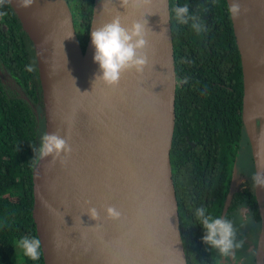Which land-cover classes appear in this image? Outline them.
<instances>
[{"label": "water", "instance_id": "obj_1", "mask_svg": "<svg viewBox=\"0 0 264 264\" xmlns=\"http://www.w3.org/2000/svg\"><path fill=\"white\" fill-rule=\"evenodd\" d=\"M50 2L53 31L37 41L11 4L33 42L44 134L58 132L72 148L63 160L46 157L58 182L57 208L44 199L37 186L35 169L41 158L33 170L32 217L42 242L44 264H187L170 164L176 75L169 0H152L148 6H136L130 0L124 7L121 0H93L84 50L68 0ZM226 2L229 7L232 0ZM239 2L241 9L264 5V0ZM116 16L125 27L145 16L152 31L143 74L125 71L119 84L111 87L100 79L95 81L102 73L94 62L91 32ZM75 48L82 58L77 87L70 113L62 115L54 76L59 58L71 59ZM241 61L243 71L242 54ZM259 121L261 126V118ZM244 126L254 174L264 173V141L255 144L245 122ZM235 173L236 166L223 214L234 192L231 184ZM254 195L260 217L255 251L261 250L259 258L255 255V264H264V188L254 184ZM109 206L120 212L119 218H109ZM90 208L97 210L98 219L87 214Z\"/></svg>", "mask_w": 264, "mask_h": 264}, {"label": "trees", "instance_id": "obj_2", "mask_svg": "<svg viewBox=\"0 0 264 264\" xmlns=\"http://www.w3.org/2000/svg\"><path fill=\"white\" fill-rule=\"evenodd\" d=\"M68 3L84 50L93 0ZM185 4L190 15L201 18L202 33L191 28V21L187 25L177 21L173 9ZM228 8L226 0H169L176 75L170 164L187 264H217V250L203 243L205 231L196 208L231 220L240 218L239 204H248L253 218L260 219L249 182L232 193L223 214L239 158L246 164L244 174L252 168L242 117L241 54ZM29 65L32 72L26 70ZM0 69L22 93L8 88L0 77V264H44L42 253L33 261L16 244L25 236L38 238L32 207L33 170L39 156L33 148L41 144L44 118L33 42L8 0L0 5Z\"/></svg>", "mask_w": 264, "mask_h": 264}, {"label": "clouds", "instance_id": "obj_3", "mask_svg": "<svg viewBox=\"0 0 264 264\" xmlns=\"http://www.w3.org/2000/svg\"><path fill=\"white\" fill-rule=\"evenodd\" d=\"M130 0H121V6H127ZM136 6H148L152 0H131ZM5 0H0L3 5ZM24 6H30L33 0H22ZM177 21L182 25L189 24L197 33L205 30V25L201 23V18L195 14H189V6H176L173 9ZM207 11V8H204ZM228 12L233 19L238 18L241 13L239 0H232ZM152 31L145 16L142 19L133 21L130 27H125L121 23L119 16L114 17L110 22L100 27L93 28L91 32V43L94 46V62L99 65L101 75L95 77L102 80L106 85L114 87L119 84L121 75L125 71L134 70L138 74H143L148 65V56L145 49L149 46L148 35ZM26 70L32 72L33 66H27ZM184 83H187L185 78ZM79 90V89H78ZM34 153H38L39 158L52 156L53 159L63 160L71 154L72 148L68 140L58 132L46 133L41 137V144L38 149L33 148ZM252 180L256 186L264 188V173L257 172ZM109 218L117 219L120 212L112 206L106 209ZM207 209L199 207L195 209V216L200 221L205 234L202 237L203 243L218 251L219 255L227 259L234 257V249L244 246L243 240H237V231L227 218L213 217L206 214ZM87 214L94 220L99 218V213L95 208H90ZM41 240L36 237H22L16 242L22 249L24 256L33 261H37L41 256Z\"/></svg>", "mask_w": 264, "mask_h": 264}, {"label": "bare ground", "instance_id": "obj_4", "mask_svg": "<svg viewBox=\"0 0 264 264\" xmlns=\"http://www.w3.org/2000/svg\"><path fill=\"white\" fill-rule=\"evenodd\" d=\"M9 1L33 40L43 39L52 33L54 13L50 0H33V3L27 7L23 5L22 0ZM233 22L243 60L245 87L243 119L252 141L262 145L264 141V5L253 4L242 8L239 17L233 19ZM72 54L71 59L67 56L59 58L57 73L55 72L54 76L62 115L69 114L72 109L82 61L77 48L73 49ZM260 118L261 126H259L260 121L258 122ZM260 140L261 142L258 143ZM35 178L41 195L57 208L58 182L48 158H41L37 164ZM260 253V249L255 251L256 257L259 258Z\"/></svg>", "mask_w": 264, "mask_h": 264}, {"label": "rangeland", "instance_id": "obj_5", "mask_svg": "<svg viewBox=\"0 0 264 264\" xmlns=\"http://www.w3.org/2000/svg\"><path fill=\"white\" fill-rule=\"evenodd\" d=\"M73 19H74V16H73ZM74 24H75V28H76V31H77V35L79 36L81 34V30L79 29V24H78L77 21H74ZM0 76H1V79L4 82V84L8 88H10L11 90H13V91L19 93L20 95H22L21 91L19 90V88L17 87L15 82L2 69H0ZM250 155L251 154H249V156ZM250 159H251V156H250ZM251 163H252V168L250 170V173L254 174L253 162L251 161ZM237 166L238 167L236 168V173H235L236 180L234 179V183L232 185V188H233L232 191H235L237 189V187L239 186V183L242 182L241 178L238 176V170L240 171L239 167L242 170H244L245 167H246V164L244 166V161L241 160V158H239V160L237 162ZM232 224H233V227L237 231V237H236L237 240H243L244 241V246L242 248L235 249L234 257L232 256L233 257V263L234 264H251V262H252V255L251 254L252 253H251V251L249 253H246L245 252V247L248 246V248H250V246H251L250 243H251L252 238L254 240L256 239V237L254 238V236H255V232L258 231V227H257V225H256V227H253L251 224H249L248 221H246V220L240 221L237 218H235L233 220ZM222 258L225 260V262L228 260V258L227 259H225L224 257H222ZM219 260H220V263H221L222 261H221V256L220 255H219Z\"/></svg>", "mask_w": 264, "mask_h": 264}, {"label": "flooded vegetation", "instance_id": "obj_6", "mask_svg": "<svg viewBox=\"0 0 264 264\" xmlns=\"http://www.w3.org/2000/svg\"><path fill=\"white\" fill-rule=\"evenodd\" d=\"M5 72V71H4ZM236 168H237V166H236ZM239 169H240V171L238 170V176L241 178V180H242V182L241 183H239V186L237 187V189L236 190H238V189H241L242 187H245V183L246 182H249V183H253V186H254V181L252 180V177H253V175L251 174L250 175V172L248 173L249 175H247V174H244V170H242L240 167H239ZM247 175V176H246ZM236 180V175L234 176V178H233V180ZM232 180V181H233ZM232 185V184H231ZM236 186V185H235ZM234 186V187H235ZM235 190V191H236ZM234 191V192H235ZM230 203H231V201L229 202V204L228 205H230ZM237 213H238V215H239V219H240V221H242V220H246V221H248L249 222V224H251L253 227H256V225H257V227H258V231L257 232H255V236H254V238L256 237V239L254 240L253 238H252V240H251V243H250V248H248V246L247 247H245V252L246 253H249L250 251H251V255H252V262H251V264H255V249H256V245H257V239H258V234H259V229H260V219L257 221V220H255L254 218H253V216H252V209H251V207L248 205V204H239L238 205V207H237ZM258 214H259V212H258ZM224 218V217H223ZM231 218H232V216H231ZM260 218V217H259ZM235 218H232L230 221L231 222H233V220H234ZM251 249V250H250ZM234 253H235V249H234ZM216 256H217V264H234L233 263V257L232 256H229L228 257V260L225 262V260L222 258V256H221V263H220V260H219V253H218V251H217V253H216ZM232 258V259H231ZM241 261V260H240ZM242 262V261H241Z\"/></svg>", "mask_w": 264, "mask_h": 264}, {"label": "crops", "instance_id": "obj_7", "mask_svg": "<svg viewBox=\"0 0 264 264\" xmlns=\"http://www.w3.org/2000/svg\"><path fill=\"white\" fill-rule=\"evenodd\" d=\"M234 180L232 181V184H233ZM232 186V185H231ZM232 188V187H231Z\"/></svg>", "mask_w": 264, "mask_h": 264}]
</instances>
